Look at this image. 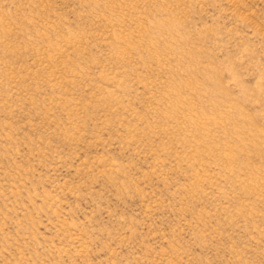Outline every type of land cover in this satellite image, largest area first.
<instances>
[{
	"label": "rangeland",
	"instance_id": "rangeland-1",
	"mask_svg": "<svg viewBox=\"0 0 264 264\" xmlns=\"http://www.w3.org/2000/svg\"><path fill=\"white\" fill-rule=\"evenodd\" d=\"M0 264H264V0H0Z\"/></svg>",
	"mask_w": 264,
	"mask_h": 264
}]
</instances>
